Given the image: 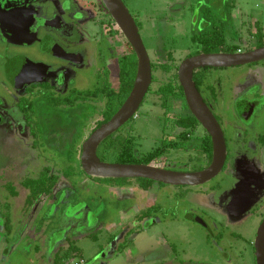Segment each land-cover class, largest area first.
I'll return each instance as SVG.
<instances>
[{"label":"rangeland","instance_id":"rangeland-1","mask_svg":"<svg viewBox=\"0 0 264 264\" xmlns=\"http://www.w3.org/2000/svg\"><path fill=\"white\" fill-rule=\"evenodd\" d=\"M122 1L136 21L143 24L141 36L152 59L156 60L154 52L162 48L174 52L173 75L188 54L200 49L194 37L219 31L228 44H236L242 50L256 47L259 31L264 38V0ZM112 41L117 42L114 49L116 44L119 48L115 53L130 50L127 40L120 34L114 35ZM261 69H264V61L210 71L221 79L225 89L235 85L242 90L245 81L247 86L257 81L254 76L247 77ZM155 75L157 81L151 84L153 92L148 93L138 118L122 134L131 139L138 157H144L161 144L159 139L164 125L161 118L168 119L167 128L170 129L173 121L186 112L181 101H172L170 108L164 110L160 96L154 92L168 76L160 71ZM100 116L101 112L93 116L82 131L74 163L77 172L79 147ZM7 124L0 125V264H53L56 242L63 236L75 240L87 264H95L98 259L107 260L113 247L124 241L120 237L126 227L132 229L130 242L139 255L114 253L112 264H255L254 242L264 216V198L244 215L232 216L226 202L227 190L232 185L229 167L208 183L194 187L154 184L149 192L137 184L122 189L98 187L82 175L70 179L62 176L69 165L68 154L46 153L42 145V155L36 162L39 154L32 152L33 140L28 137V129L20 125V132L15 133L13 126ZM165 153L166 157L152 165L167 166L170 170L199 167L194 163L187 166L190 158H196L193 151L167 150ZM44 163L60 176L54 199L45 198L37 207L25 210L29 191L21 183L30 171L36 174ZM256 182L264 186V179L258 178ZM11 184L16 195L12 194ZM46 201H49L48 208L43 211ZM150 206L157 211L150 218L153 224H135V218ZM124 210L131 214L122 215ZM7 213L9 218H6ZM190 214L203 218L209 229L196 223ZM6 219H10V230L5 226ZM109 219L121 225L111 229L105 225ZM94 232L92 238L87 237ZM114 235L116 241L113 242ZM168 249L173 251L174 257L169 256ZM79 261V258L74 259L72 264Z\"/></svg>","mask_w":264,"mask_h":264},{"label":"flooded vegetation","instance_id":"flooded-vegetation-1","mask_svg":"<svg viewBox=\"0 0 264 264\" xmlns=\"http://www.w3.org/2000/svg\"><path fill=\"white\" fill-rule=\"evenodd\" d=\"M136 23L141 35L142 28H140L139 22L136 21ZM140 24L143 27L141 22ZM117 33L125 38L102 0H97V2L92 0H0V125L11 124L15 133L20 132L18 130L20 125L28 129V137L33 140L30 146L32 152L35 151L39 154L36 162L42 155L40 152L42 145H44L43 150L46 153H53L57 156L66 154L71 149L77 151V144L81 140L80 136L85 126L92 120L93 116L101 112V118L79 147L80 160L83 143L99 128L97 125L104 120L110 95H115L120 90V60L124 55L134 51L127 41L130 50L115 53L118 46L116 44L117 48L114 49L117 42L114 43L112 38ZM259 33L256 47L248 50L240 48L232 53L249 52L260 48L258 47L259 39H262L264 43V38L262 32L259 31ZM222 37L224 38V35ZM225 44L226 47H237L236 44H228L226 40ZM198 45L200 49L197 52L200 53L188 54L185 59L202 54L201 45ZM170 52L172 55L174 54L173 51ZM154 53L157 60V52ZM149 56L152 68V61L155 62L156 60L152 59L151 55ZM213 69L215 68L195 71L201 75L200 84L198 86L195 84L223 131L227 146V160L223 170L229 167V170L232 171L230 175L232 185L227 190L226 202L228 212L234 217H240L264 198V186L261 185L262 183L256 182L258 178L264 179V69L251 73L247 78L250 79L254 76L257 81L250 86H247L248 83L245 81L242 86L245 88L242 90H239L235 85L225 89L221 79L210 71ZM155 72L152 71V83L154 82L153 76L156 77ZM166 76L169 80V75ZM234 83L236 82L234 81ZM151 91L150 86L148 93ZM172 101H181L186 112L181 113L173 121L170 129L167 128L168 119L161 118L164 125L163 134L159 141L162 142L150 153L162 149L163 154L158 159H163L167 155L165 153L167 150L185 151V153L193 151L196 158H190L187 166L194 163L199 167L187 168V170H183L184 167H181L180 170L178 168L174 171H202L211 164L208 162L207 153L201 146L206 135H210L198 122L199 125L191 130L192 134H186L184 137L183 135L187 132L186 129L177 127L175 122L188 117L191 112L186 100L184 102L180 99L171 98L170 105H172ZM102 106L104 108L101 109ZM212 107H214L215 112ZM138 112L139 110L127 124L105 139L101 145L113 136L130 141L128 136L123 137L122 134L138 118ZM171 136H173L174 141ZM130 142L134 148L132 141ZM168 144L171 146H167ZM74 163L72 166L76 169ZM79 165L82 168L80 161ZM159 167L167 169V166ZM33 168L35 167L33 166ZM45 169H49V176L56 175L44 163L36 174L30 171V174L26 176L27 179L22 181V186L28 179H38ZM82 176L89 177L86 174ZM94 182L98 187L112 186L119 189L127 188L131 184L139 185L136 182L126 186L108 182ZM58 184L59 182L50 195L42 196L34 206L28 207L25 203V210L37 207L40 201L45 198H49L47 199L49 201L53 200ZM156 184L159 185L160 183ZM9 187L14 189L13 184ZM139 187L146 192L154 189V185L149 190H144L140 185ZM14 191L16 192L15 189ZM49 201L43 202L41 210L48 208ZM152 208L155 207L150 206L144 212ZM125 211L122 215L131 214L130 211ZM152 213L144 219H139V215L135 218L134 223L138 225L150 223L152 225L153 220L150 219ZM8 217L9 214L7 213L6 218ZM190 217L193 220L195 218L203 220L194 214H190ZM262 219L264 220V216ZM207 229H209L208 225ZM131 231L132 229L128 227L123 230L120 239L124 241L119 247L127 245L125 248L127 249L131 246L129 237ZM72 241L74 240L69 239L67 244L69 245ZM74 243L76 245V242Z\"/></svg>","mask_w":264,"mask_h":264},{"label":"water","instance_id":"water-1","mask_svg":"<svg viewBox=\"0 0 264 264\" xmlns=\"http://www.w3.org/2000/svg\"><path fill=\"white\" fill-rule=\"evenodd\" d=\"M102 2L134 50L138 59V69L134 87L123 106L109 122L96 129L83 143L80 158L83 171L93 178L147 179L169 186L194 187L213 180L225 166L227 146L217 119L194 82V73L204 68L240 67L264 61V46L242 53H202L185 59L179 67V83L189 111L212 139L213 158L208 168L198 172H181L154 165L103 162L97 154L99 146L135 116L152 84V68L140 30L125 3L122 0H102ZM194 220L207 228V224L202 219ZM254 247L256 264H264V220L257 231Z\"/></svg>","mask_w":264,"mask_h":264},{"label":"trees","instance_id":"trees-1","mask_svg":"<svg viewBox=\"0 0 264 264\" xmlns=\"http://www.w3.org/2000/svg\"><path fill=\"white\" fill-rule=\"evenodd\" d=\"M140 28H142V25ZM205 35V36H203ZM201 37H194L193 41L201 45V53H232L238 51V47H226L225 39L220 35L219 31H214L211 34L205 33ZM264 46L263 40L259 39L258 47ZM200 53V52H197ZM157 60L152 61V71H160L164 75H169V80L160 84L158 89L155 91L156 94L160 96L162 100V106L165 110L169 109V101L171 98L180 99L185 102V96L182 87L179 84L178 75H173L174 61L172 52L166 48H162L157 52ZM190 56V55H189ZM138 68V59L134 51L128 55H124L120 60V90L115 95H110L107 111L104 113V120L97 125L100 127L103 123L108 122L112 116L121 108L124 102L129 97L131 90L133 88ZM178 71V67H177ZM197 86L200 84L201 75L199 72L195 73L194 77ZM153 81H157L156 77L153 76ZM200 81V82H199ZM152 92V91H151ZM187 107V106H186ZM175 125L179 128L186 129V134H192V129H195L199 125L198 121L192 114L186 118H181L175 122ZM167 146H171L168 144ZM202 149L207 153L208 162H212V142L210 136L206 135L202 143ZM68 154L69 165L64 170L63 177L70 179L76 175H85L84 171L79 165V172L75 169L72 164L75 161L76 150H69ZM81 154V149H80ZM163 154V150L154 153H149L144 157H138L134 152L131 142L128 140H123L119 137H111L105 141L98 150V155L103 162H113L121 164H145L150 165L155 160H157ZM108 158H114L113 161H107ZM49 169H45L41 176L36 179H28L23 183V186L29 190V196L26 201L28 207L34 206L42 196L50 195L53 189L56 187L60 180L59 175L49 176ZM93 181L97 182H108L114 185L126 186L131 183H138L144 190H149L156 182L147 179H101L88 177ZM160 186H165L159 184ZM12 194L16 195V192L12 190ZM152 212H156L155 208H152L146 212H143L139 219H144L149 217ZM9 218V217H8ZM5 226L8 230L11 229L10 219H6ZM97 233V232H96ZM95 233L89 234L88 237H93ZM96 238V237H95ZM127 246V245H126ZM125 245H121L118 252L121 253L125 248ZM80 253L79 249L76 247L75 243L72 241L63 251L60 249L56 254L54 259V264H64L66 260L74 258L76 254Z\"/></svg>","mask_w":264,"mask_h":264},{"label":"crops","instance_id":"crops-1","mask_svg":"<svg viewBox=\"0 0 264 264\" xmlns=\"http://www.w3.org/2000/svg\"><path fill=\"white\" fill-rule=\"evenodd\" d=\"M124 220H126V219H124ZM114 222H116V221H114ZM114 222H112V220H108L107 222H105V225H107V226H109V228H111V229H114V228H116V227H118L119 225H121L120 223L119 224H114ZM126 223V222H125ZM116 239V235H114V236H112L111 237V241H113L114 242V240ZM69 239L68 238H66L65 236H63L62 237V240L61 241H57L56 242V248H55V253L57 254L58 252H59V250L60 249H63V251L65 250L64 248L66 247V245L65 244H67V241H68ZM121 240V239H120ZM75 241V240H74ZM116 241V240H115ZM68 245V244H67ZM120 245V244H119ZM119 247V246H118ZM118 247H113V249H112V251H111V253H110V255H108V259L107 260H103V259H98V261H96V263L95 264H112L113 262H115V261H113L112 260V258L111 257H113V254L114 253H116L117 255H120V254H123V255H125V256H130V255H133V253L135 254V255H139V252L137 251V252H135V251H133V249L132 248H134L133 247V245L131 244V246L130 247H128L127 249H125V251L123 252V253H119L118 252ZM168 254H169V256H171V257H174V255H173V251L171 250H169L168 249ZM148 256V255H147ZM89 257V256H88ZM94 257H96V255L94 256ZM117 257V256H116ZM79 258V262H77V264H87V262H86V260L84 259V257H83V254L82 253H78V254H76V256L74 257V258H71L70 260H66L65 261V263L64 264H72V261L74 260V259H78ZM53 264H54V261H53ZM76 264V263H75Z\"/></svg>","mask_w":264,"mask_h":264}]
</instances>
